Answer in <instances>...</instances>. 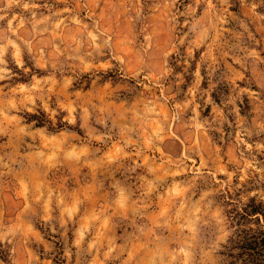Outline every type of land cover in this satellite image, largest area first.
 Instances as JSON below:
<instances>
[{
	"label": "rangeland",
	"instance_id": "obj_1",
	"mask_svg": "<svg viewBox=\"0 0 264 264\" xmlns=\"http://www.w3.org/2000/svg\"><path fill=\"white\" fill-rule=\"evenodd\" d=\"M255 218L264 0H0V264H234Z\"/></svg>",
	"mask_w": 264,
	"mask_h": 264
},
{
	"label": "trees",
	"instance_id": "obj_2",
	"mask_svg": "<svg viewBox=\"0 0 264 264\" xmlns=\"http://www.w3.org/2000/svg\"><path fill=\"white\" fill-rule=\"evenodd\" d=\"M27 120L35 121L37 126L50 123L42 111L38 114L27 113ZM58 127H61V124ZM259 211V207L254 206L249 211L244 209L243 213L236 212V216L242 220L241 222L238 221L237 224L241 225L246 220L249 223L247 215H250V212L256 214ZM254 221L256 223L255 227L243 225L228 238L226 245H224L225 249L221 253L228 257L231 263L264 264V224L261 225L258 218H255Z\"/></svg>",
	"mask_w": 264,
	"mask_h": 264
}]
</instances>
